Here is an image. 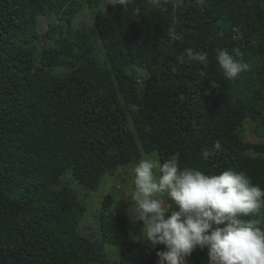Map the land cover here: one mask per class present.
<instances>
[{
	"label": "trees",
	"instance_id": "trees-1",
	"mask_svg": "<svg viewBox=\"0 0 264 264\" xmlns=\"http://www.w3.org/2000/svg\"><path fill=\"white\" fill-rule=\"evenodd\" d=\"M106 3L0 0V264H157L164 246L151 249L112 211L113 193L83 223L75 185L96 190L142 152L264 189V144L243 135L251 120L264 125V0ZM86 8L92 30L72 23ZM41 16H57L47 34ZM221 48L240 49L250 70L226 80ZM249 219L264 227V211ZM188 264H207L206 250Z\"/></svg>",
	"mask_w": 264,
	"mask_h": 264
},
{
	"label": "clouds",
	"instance_id": "clouds-1",
	"mask_svg": "<svg viewBox=\"0 0 264 264\" xmlns=\"http://www.w3.org/2000/svg\"><path fill=\"white\" fill-rule=\"evenodd\" d=\"M160 2L149 0L152 5ZM128 3L107 0L106 5L124 7ZM171 3L175 6L180 0ZM187 56L203 66L208 63L206 52L188 49ZM243 57L240 49H216L215 59L226 80L235 81L250 70ZM213 149L219 152L223 146L217 141ZM131 171V217L142 221L139 234L151 249L164 246L156 252L157 264H188L197 249L206 250L207 264H264V227L249 219L264 211V189L250 177L231 169L206 174L182 168L178 154L164 162L146 155Z\"/></svg>",
	"mask_w": 264,
	"mask_h": 264
},
{
	"label": "rangeland",
	"instance_id": "rangeland-1",
	"mask_svg": "<svg viewBox=\"0 0 264 264\" xmlns=\"http://www.w3.org/2000/svg\"><path fill=\"white\" fill-rule=\"evenodd\" d=\"M57 16H41L39 18L38 27L39 30L43 34L48 33L49 23L50 22H57ZM74 26L84 25L87 29L92 30V17L90 11L86 8L83 11H80L77 16L72 21ZM136 74L141 77H145L148 74V71L141 68L137 69ZM243 135L245 140L250 142H255L258 144H264V125L261 121H249L246 123L243 129ZM253 155L258 154L254 151H250ZM146 155H152L154 158L160 160V157L157 152L146 153L142 152L141 157L134 162L120 165L114 173L110 171L106 172L104 175L98 189L96 190H86L82 185L75 183L77 187L80 188V192L78 193L79 198L86 203L87 210L85 212V221L88 218L93 219L96 217L98 212H100L101 208V201L102 198L106 194L113 193L114 195V203L112 205V211L115 214H123L128 216L131 219L133 230L136 231V235L144 239L139 233L141 228L143 227L142 221H133L132 215L134 214V205L129 197L133 190V174L132 168L136 163L139 162L140 159L144 158ZM69 175L67 173L65 176ZM64 176V177H65ZM90 191V192H88ZM145 240V239H144ZM146 241V240H145ZM121 247L114 246V245H107V252L109 257L115 259L117 257L122 258Z\"/></svg>",
	"mask_w": 264,
	"mask_h": 264
}]
</instances>
